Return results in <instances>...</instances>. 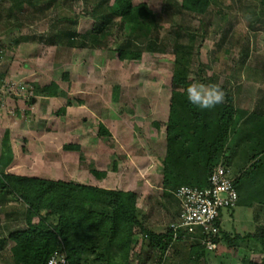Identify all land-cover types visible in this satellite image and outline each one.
Listing matches in <instances>:
<instances>
[{"label":"rangeland","instance_id":"374dc122","mask_svg":"<svg viewBox=\"0 0 264 264\" xmlns=\"http://www.w3.org/2000/svg\"><path fill=\"white\" fill-rule=\"evenodd\" d=\"M131 1L145 2L153 10L158 31L149 35V42L155 39L161 49L144 50L139 61H120L113 51L131 34H139L140 42L149 40L127 26L115 25L106 47L81 46L78 34H90L106 13L100 0H0V123L16 133L1 161L11 164L17 159L15 172L20 174L97 185L100 181L89 174L88 163L97 160L106 142L99 133L105 125L124 137L127 151L113 159L122 162V187L141 193V207L149 201L147 214H139L148 226L158 223L165 229L175 221L170 217L177 209L174 195H161L156 177L151 189L157 194L149 196L145 177L147 162L152 156L161 161L163 154L165 131L153 123L167 122L172 77L184 67L173 53L175 43L190 48L185 65L193 83L224 86L235 106L249 105L246 100L252 98L254 108L264 98V0H217L204 15L183 11L182 0ZM72 33L77 34V45L70 44ZM51 83L59 86L57 96L43 89ZM43 129L52 131L56 140L39 146L32 133V139L22 140L20 130ZM72 142L82 143L83 150H67ZM24 146L31 150L32 161H23ZM117 179L110 183L117 185ZM249 198L254 197L241 194L234 208L221 210L222 230L231 237L264 229V213L250 206ZM15 207H0V239L26 227L22 206ZM14 210L18 213L8 217ZM181 241L176 243L180 248L169 249L164 264H237L247 249L229 248L222 240L218 249L193 263L189 253L194 241Z\"/></svg>","mask_w":264,"mask_h":264},{"label":"trees","instance_id":"16d2710c","mask_svg":"<svg viewBox=\"0 0 264 264\" xmlns=\"http://www.w3.org/2000/svg\"><path fill=\"white\" fill-rule=\"evenodd\" d=\"M100 1L106 13L90 34H78L82 47H106V40L113 36V28L118 25L120 29L127 26L133 33L144 32L147 39L149 37L147 42H140L139 34H131L117 43L113 51L120 61H139L144 50H161L156 46L158 43L155 39L149 42V35H154L158 29L153 23L155 14L147 3ZM216 1L182 0L181 9L204 15ZM76 35L71 34L70 44L77 45L73 41ZM173 53L177 62L184 67L176 69L172 77L168 121L164 124L154 123L165 131L167 141L163 169L164 196H169L170 192L174 195L175 190L183 185L206 187L214 167H228L227 161L231 156H227V152H242L243 135H247L251 141L254 139L252 144L255 143L250 153L247 148L248 154L243 159L247 164L256 161L243 172L240 179L250 177L254 181L264 166V157H261L264 154V115L236 108L232 95L225 91L224 86L220 88L226 94L225 101L214 108L202 110L190 105L186 89L193 81L189 79L185 65L190 48L175 43ZM64 78H67V74ZM43 89L54 97L58 95L59 86L51 83ZM66 108L62 107L59 112L64 114ZM99 133L104 136L109 131L100 125ZM0 146V165L3 168L0 171V207L6 210L10 205L15 208L22 206L21 214L26 224L24 229L9 234V239L14 243L11 248L14 264H47L59 249L67 253L68 264H163L174 241L183 239H175L170 227L158 233L146 226L144 218L139 216V195L136 192L8 173L6 168L10 163L1 160L5 149L10 146L9 132L2 129ZM65 148L80 150L77 145H67ZM89 169L98 180L106 177L107 173L95 166L90 165ZM114 169L117 170V166ZM195 170L200 177L193 180ZM240 179H232L238 194L243 185ZM246 186L252 189L248 195L254 197L249 198V205L258 203L264 206V180ZM15 210L7 212V216L17 214ZM222 240L229 248L243 245L247 248L244 254L238 256L237 264H264V229L256 228L244 235L237 233L231 237L220 225L215 242L220 245ZM251 242L253 246L248 247ZM207 252L205 246L196 240L191 246L193 263L205 257Z\"/></svg>","mask_w":264,"mask_h":264},{"label":"crops","instance_id":"0c3cea01","mask_svg":"<svg viewBox=\"0 0 264 264\" xmlns=\"http://www.w3.org/2000/svg\"><path fill=\"white\" fill-rule=\"evenodd\" d=\"M53 100H54V98H50V102H53ZM233 100H234V98H233ZM246 101L249 103V105L248 104H245V106H235V107L238 108V109H240V110L247 111L249 113H251V112H258V113H261L262 115H264V98L258 100L257 106H255L254 108H253V106H251L252 101L254 102V100L252 98L251 99L248 98ZM39 102H40V100L38 101V104L35 107L39 106ZM169 109H170V107H169ZM0 114H1V110H0ZM168 118H169V114H168ZM1 124L2 123H0V129L6 130V131L9 132V140H10V144L12 146V144L14 143V141L16 139V133H14L15 130H12V127L11 126H7V125L6 126H3ZM105 128L109 131V134H105L104 136H102V135L101 136L99 135V136H100V138L103 139V142L104 141H106V142L108 141L110 144L107 145L106 142H105L104 145L100 146L99 153L96 156V159L97 160L96 161H93L91 163H88V166L89 165L95 166L97 169L103 170L107 174H106V177L103 180H99L100 182H98L97 185H93V186H98V187L105 188V189H115V190H123V191L136 192L139 195V199H138V203H137L138 212L140 214V213H142L144 211L143 214H147V212L149 211V207H150L149 201L147 200L146 201V204L147 205H144L143 204V206L141 207V205H140V202H141L140 201L141 200V193H139L136 189H134L132 187H129V188L122 187L123 184L120 183V182L125 177V175H124L125 173H124V171L122 169V166L120 165L122 162H119L117 159L116 160H113L114 158H116V156H117L118 153L119 154H122L123 150H126V149H124V146H123L124 143L121 140V138H124L123 137V134L122 133H119V132L118 133H114V131L111 128H109V127H105ZM20 133L23 134V136H24L22 138V140L24 142H27L30 138L32 139V135L31 136L29 135L30 133L36 135L35 140L36 141H40V143L38 144L39 146H42V144H46V143H48L50 141H53V140L55 141L56 140L55 139L56 137H55V135H53L52 131H48V130H45V129L39 130V131H31V130H29V131L28 130L27 131H21L20 130ZM26 134H28L29 137ZM243 138L244 139H243L242 152H239V153H232L230 151L227 152V156H231V158L227 161V164H228L227 165L228 166L227 169H228L229 174H230V177L232 179H240V177L243 176V172L247 171L250 168V166L253 163H255V161H256V160L250 161L249 162L250 164H247L246 161L243 159L248 154V152L246 153L247 148H248L249 153H250V150H251L252 146H255V143H254V145L252 144L254 139L251 141V139L247 138V135H243ZM163 139H164V144H163V154H162V157L160 158L161 161H157L158 162V164H157V162L154 160V156H152L153 158L147 162V170H146L145 180L147 182L146 191L148 192L149 196H150L151 193H152V195H156L157 194L156 192H152V189H151V187L153 188L154 181L157 178L160 179V181H161V184L159 186V190L160 191H158V192L159 193L161 192V195H163L164 194L163 192H165V188H164V185H163V179H164V175H163L164 159H165L166 153H167V141H166L165 132H163ZM131 140H133V139H131ZM152 143H154V142H152ZM70 144L77 145V146L80 147V149L83 150V148L81 146L82 143H80V142L79 143L78 142L77 143L72 142ZM23 150L25 151L24 152V156L22 157L23 161H32V156L33 155L31 153V150L28 149L26 146H24ZM261 157H264V154ZM16 161H17V159H15V161H13L6 168V172H8V173H14V174H19V175H25V176H31V177H39V178L47 179V178L42 177V176H39V175H28V174H20V173L15 172L16 167H15L14 164H16ZM109 164L111 165V167H109ZM156 165H158L157 168H156ZM116 166H117V170L114 169V167H116ZM261 168L262 169L259 171V174L256 176V178L254 179V181H251V178L250 177H243V178L240 179V181L243 182V185L241 184V191H239V193H240L239 195L240 196H241V194L248 195V192L249 191L251 192L252 189H250V188L248 189V186H246L248 183H252V182H254V183H256V182L257 183H260V181L264 180V166L261 167ZM129 172H132V173H129V174H133V170L132 171L129 170ZM134 173H135V171H134ZM89 174H91V173L89 172ZM195 177H200V173L199 172L197 173L196 170L193 171V178L192 179L195 180ZM112 178H119V179H117L118 180L117 185H112L110 183V181H111ZM51 180H65V179H51ZM65 181H72V180L69 179V180H65ZM73 182L84 183V182H81L79 180H76V181H73ZM118 183H119V185H118ZM84 184H86V183H84ZM89 185H92V184H89ZM165 197L168 198V196H165ZM173 198H174V200L176 202L177 209H176V213L173 214L174 216H170V217H171V219L174 217L173 219L177 220L178 215H179L180 208H179V203H178L177 199L175 198V196H173ZM255 206L258 208L259 212L264 213V210H261L260 209V208L264 209V206H262V205H260L258 203H255V204L252 205V207H255ZM172 213H174V212H172ZM144 222H145L146 226H148L145 217H144ZM222 223H223L222 222V216L220 214V225H221V228H222ZM253 224H254V222H253ZM153 225L154 226H148V227L151 230H154V231H156L158 233H163V232H165L169 228V225H167V224H166L167 226H166L165 229H162L161 224L153 223ZM9 234H8L7 237L3 236V238L0 239V264H14V261H13V258H12V253H11V248H12V246H13L14 243L9 239ZM189 239L193 240L194 242L196 241L194 238H190L189 237ZM181 240L175 241L174 244H173V246L171 247V249L174 246L180 248V246L178 244H176V243L182 242ZM139 249H140V246L137 247L136 250L139 251ZM189 255H192L191 254V251H190ZM166 257H168V256L166 255ZM165 261H166V259L164 260V263H165Z\"/></svg>","mask_w":264,"mask_h":264},{"label":"built area","instance_id":"2783aa9c","mask_svg":"<svg viewBox=\"0 0 264 264\" xmlns=\"http://www.w3.org/2000/svg\"><path fill=\"white\" fill-rule=\"evenodd\" d=\"M179 203L177 220L170 224L175 239L190 237L201 242L207 250L217 249L215 238L220 233L222 209L234 208L239 194L228 169L223 165L213 168L206 187L183 185L174 192ZM47 264H68L67 253L57 250Z\"/></svg>","mask_w":264,"mask_h":264},{"label":"clouds","instance_id":"9594fccd","mask_svg":"<svg viewBox=\"0 0 264 264\" xmlns=\"http://www.w3.org/2000/svg\"><path fill=\"white\" fill-rule=\"evenodd\" d=\"M187 102L202 110H209L224 100V93L219 85L192 83L186 89Z\"/></svg>","mask_w":264,"mask_h":264}]
</instances>
